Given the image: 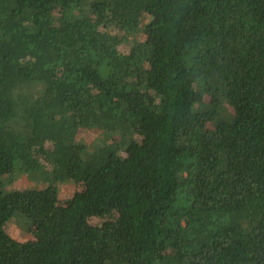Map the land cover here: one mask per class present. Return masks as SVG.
<instances>
[{
	"label": "trees",
	"instance_id": "obj_1",
	"mask_svg": "<svg viewBox=\"0 0 264 264\" xmlns=\"http://www.w3.org/2000/svg\"><path fill=\"white\" fill-rule=\"evenodd\" d=\"M0 264H264V0H0Z\"/></svg>",
	"mask_w": 264,
	"mask_h": 264
},
{
	"label": "rangeland",
	"instance_id": "obj_2",
	"mask_svg": "<svg viewBox=\"0 0 264 264\" xmlns=\"http://www.w3.org/2000/svg\"><path fill=\"white\" fill-rule=\"evenodd\" d=\"M123 51H128L127 47L122 48ZM98 134L95 133V131H88V130H82L79 134V140L86 142V143H93L98 139ZM45 184H40L37 182H32L28 180L26 177L19 178L15 180V182L12 185L6 186V191L11 190H24L27 188H43ZM84 186L83 184H74V183H66L59 186V196H60V204L66 205L71 200L73 195L83 190ZM113 217V216H112ZM111 218V216H110ZM109 218L108 216H104L100 219H94L93 223L98 225L101 222L107 221ZM6 231L7 233L15 240L20 242H27L31 239H33L32 232H29L27 230V220L23 218H14L7 222L6 225Z\"/></svg>",
	"mask_w": 264,
	"mask_h": 264
}]
</instances>
